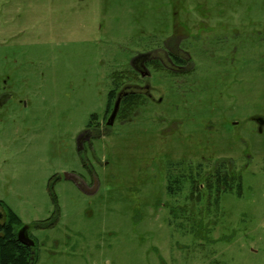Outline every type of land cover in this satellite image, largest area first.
<instances>
[{
    "label": "rangeland",
    "instance_id": "obj_1",
    "mask_svg": "<svg viewBox=\"0 0 264 264\" xmlns=\"http://www.w3.org/2000/svg\"><path fill=\"white\" fill-rule=\"evenodd\" d=\"M175 20L208 53L201 78L152 68L155 100L132 98L79 152L134 67L179 43L167 41ZM4 86L0 201L35 239V264H264V127L252 120L264 117V0H0ZM84 161L100 191L51 186L87 176Z\"/></svg>",
    "mask_w": 264,
    "mask_h": 264
},
{
    "label": "flooded vegetation",
    "instance_id": "obj_2",
    "mask_svg": "<svg viewBox=\"0 0 264 264\" xmlns=\"http://www.w3.org/2000/svg\"><path fill=\"white\" fill-rule=\"evenodd\" d=\"M202 19L206 20L207 18L203 17ZM175 24L176 25L173 28V36L170 37V39H168L167 41L169 42L179 37L180 40L179 41L177 40L179 43L178 44L177 43L172 44L174 42H170L168 44L164 43L165 48L160 51V52H164V54L162 56H158L159 54L155 55L154 58L151 59L152 61H154V63H151L149 65L147 64V62L151 60H147V61L141 60V62L137 66L134 67L136 73L138 74L139 79H136L135 83H129V85L122 86L117 91L116 95L112 96L113 98L111 99H113L114 102H113L112 108L110 109L108 117L104 118L103 122H100L98 124L88 123L84 127V129H82L78 133L76 140L78 141V139L80 138L81 141L83 142L84 148L86 144L90 145V148H92V141L94 139L104 137V134L107 132V128L111 127V125L108 124V119L111 116L115 103L119 97H121V103H120V107H119L117 116L115 118V121L121 117L120 116L121 104H122V100L124 97L132 95L133 98L142 100L145 103L155 100V97L152 94L153 90L150 84L146 81L147 79H150L153 75L152 68H154L155 71L163 70L164 73L167 75V79H176L179 82H183L185 80L186 83L192 84V82H190L191 80L201 78L199 76V69H197V65L201 62L200 57L204 55L207 57L208 53L203 50L201 51L196 50V46L194 45V43H196V41L198 40L196 37L198 35L194 36V35L189 34L188 37L185 35L187 32L191 30L187 22L175 20ZM178 26H181V28H179ZM208 31H210V29H208L206 32ZM201 37L203 38V36ZM134 60L138 61L139 57H136ZM139 80H142V81H139ZM6 87L7 86H4L2 88L3 91L0 93V101L11 98V94L10 92L6 91ZM109 94L111 95V93ZM132 106H133V102L131 101V103H129L128 107L125 110L126 113L124 114L130 113L132 110L131 109ZM106 113H107V109H106ZM252 120L257 125L258 130L262 132L263 127H264V117L261 115H257L253 117ZM202 161L198 162V164L201 165ZM200 165H198V167ZM82 167L85 170H87L88 175L87 176L82 175L80 176V178H78V176H75L73 174L75 177L71 176L69 180L73 182L74 185L79 187L87 195H92V194L97 193L101 189V182L99 178L97 177L96 172L91 170V168H89V166L87 165L85 161L82 162ZM61 179H66V178L64 177V175H59L58 180H61ZM56 182L57 180L55 181L54 179L50 181L49 183L51 184L52 187H54L56 185ZM200 186H201L200 189L197 191L202 195L203 194L202 190H203L204 185L201 184ZM22 228L23 227H21L19 231ZM26 234L28 235L29 238H31L36 243L35 239L30 235L28 228L26 229ZM34 254L35 253L33 252V255Z\"/></svg>",
    "mask_w": 264,
    "mask_h": 264
},
{
    "label": "trees",
    "instance_id": "obj_3",
    "mask_svg": "<svg viewBox=\"0 0 264 264\" xmlns=\"http://www.w3.org/2000/svg\"><path fill=\"white\" fill-rule=\"evenodd\" d=\"M132 95L126 96L122 100L121 111L126 113V108L132 101ZM112 102V100H111ZM125 116V114H123ZM55 180H58L55 179ZM242 177L239 176L234 185L226 188L224 192L232 190V187L240 188L242 186ZM220 181L226 182L225 179L220 178ZM53 202L55 211H59V203L57 194L52 192ZM0 206L5 208L4 218L0 219V264H35L36 257H33L34 248L23 245L18 240V231L23 226L22 219L8 206H5L3 202L0 201ZM60 212V211H59ZM60 213L57 215L59 219ZM58 219L54 220L50 226L58 222ZM40 228H48L46 225L40 226Z\"/></svg>",
    "mask_w": 264,
    "mask_h": 264
},
{
    "label": "water",
    "instance_id": "obj_4",
    "mask_svg": "<svg viewBox=\"0 0 264 264\" xmlns=\"http://www.w3.org/2000/svg\"><path fill=\"white\" fill-rule=\"evenodd\" d=\"M120 103H121V97H119L117 99V101L115 103V106H114V109H113V112H112L111 116L108 119V124L109 125H113V123L115 121V118L117 116L119 107H120ZM77 149H78V151H82L84 149L83 142L81 141L80 138L77 141ZM64 176H65L66 179H69L71 176L75 177L73 174L69 175L68 173H65ZM26 229H27V227L24 226L18 232V237L17 238L23 245H26V246H29V247H33L35 245V242L31 238L28 237V235L26 234Z\"/></svg>",
    "mask_w": 264,
    "mask_h": 264
}]
</instances>
